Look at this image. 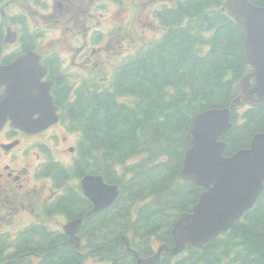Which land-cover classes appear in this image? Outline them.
Returning a JSON list of instances; mask_svg holds the SVG:
<instances>
[{"label":"trees","instance_id":"obj_1","mask_svg":"<svg viewBox=\"0 0 264 264\" xmlns=\"http://www.w3.org/2000/svg\"><path fill=\"white\" fill-rule=\"evenodd\" d=\"M32 1L0 0V5L26 7ZM226 1L175 0L171 7L164 6L154 13L161 26L159 31L156 25L155 29L163 31L144 41L135 58L114 69V92L100 88L80 91L82 111L80 124L75 126H80L92 143L90 162L103 153L105 163L91 173H101L120 189L115 207L92 219L86 217V230L92 232L84 231L85 236L101 243L102 251L109 250L107 256L136 261L121 250L119 242L114 243L115 248L105 245L108 239L122 240L124 235L118 232L128 231L133 246L145 258L154 251L149 241L169 245L170 251L163 254L159 264H264V189L251 211L202 249L189 246L178 255L171 252L177 213L188 212L204 191L180 178L190 148L189 126L201 112L229 107L238 95L239 80L249 71L243 47L245 31L222 10ZM250 1L264 7V0ZM20 22L22 19L15 20ZM124 39L126 36L105 42L103 52L107 54ZM29 46L37 47V39H30ZM85 111L90 115L83 125ZM232 122L233 128L222 138L229 145L227 156L248 147L253 135L262 131L264 106L233 111ZM78 204L90 207L82 199ZM79 212L86 216L87 212ZM122 213L125 216L119 218ZM95 218L100 220V227H113L108 238L105 232L101 238L96 235L91 224ZM54 241L68 244L61 236H55ZM70 250L86 259L66 261L58 251L49 252V257L56 259L55 264H85L87 259H95L85 245L80 249L88 251L85 255L72 246Z\"/></svg>","mask_w":264,"mask_h":264},{"label":"flooded vegetation","instance_id":"obj_2","mask_svg":"<svg viewBox=\"0 0 264 264\" xmlns=\"http://www.w3.org/2000/svg\"><path fill=\"white\" fill-rule=\"evenodd\" d=\"M82 1L83 7L76 11ZM3 5H0L1 27L15 26L19 39L14 44L3 45L2 65H11L30 52V39H48V34L44 36L39 30H45L52 24L66 30L63 36H59L67 39L66 42L98 39L99 15L93 0H33L26 7L15 8ZM100 17L104 14L101 13ZM15 18H21L22 22L15 23ZM64 24L71 27L65 28ZM90 45L84 42L71 51H48L42 55L41 63L47 68L43 81L53 82V94L58 91L57 99H54L60 117L57 124L47 130L28 132L14 127L10 120L4 124L0 120V264H17L15 258L20 256L19 260L29 257L28 264L47 263L50 236L65 234L69 221L82 219V231L89 235L92 232L86 230V216L92 219L98 214H91L92 206L89 209L81 207L77 197L84 183L82 178H92L96 172L93 174L91 171L96 165L90 162L87 143H83L85 157L78 160L83 135L75 126L69 128L70 120L63 116L64 113L69 119L78 116L76 91L81 86L80 77L96 76V69L104 58L95 42ZM40 46L51 50L43 44ZM6 92V86L0 81V98ZM71 138L75 139L74 144ZM81 210L87 212L86 216L79 212ZM67 237V242L75 245ZM116 242L109 241L110 246L115 248ZM53 246L55 248L56 245ZM44 250L47 255L41 259L44 256L41 251Z\"/></svg>","mask_w":264,"mask_h":264},{"label":"water","instance_id":"obj_3","mask_svg":"<svg viewBox=\"0 0 264 264\" xmlns=\"http://www.w3.org/2000/svg\"><path fill=\"white\" fill-rule=\"evenodd\" d=\"M223 10L246 32L244 53L253 71L241 80L238 86L241 94L230 107L199 113L189 126L187 139L191 147L186 153L181 177L207 191L201 194L193 212L177 221L173 229L174 252L184 250L188 244L203 247L231 228L235 220L252 208L264 189V133L254 137L250 148L231 157L224 156L227 143L221 140L232 128L231 110L241 108L244 103L264 106V8L249 0H228ZM1 51L2 46L0 56ZM45 73L35 52L9 67L0 66V81L7 86L6 95L0 98L2 124L11 120L14 126L32 132L57 122L50 96L52 83L41 82ZM35 115L40 118L35 120ZM97 179L101 183L96 186L84 181L87 195L97 204L96 212L110 206L117 196L116 188L106 187L100 177ZM105 192L109 193L106 201L103 200ZM69 235L73 236L74 232L70 231ZM165 250L166 246L160 247L158 255L140 260L139 264H155Z\"/></svg>","mask_w":264,"mask_h":264},{"label":"rangeland","instance_id":"obj_4","mask_svg":"<svg viewBox=\"0 0 264 264\" xmlns=\"http://www.w3.org/2000/svg\"><path fill=\"white\" fill-rule=\"evenodd\" d=\"M102 1H109V3L103 5L105 12V16L102 19V24L98 25V28H104L106 30L112 29V27H120L121 24L127 25L128 23L133 24L137 27L138 30L142 31L143 27L141 25L142 22L148 21L153 22L151 19V11L153 8H156L161 2H166L169 4H173L175 0H123L124 4L120 3H114L110 2V0H102ZM135 4V5H133ZM71 16V15H70ZM65 18V16H63ZM37 24H39V21H35ZM65 28H70L71 25L64 24L62 25ZM15 26L9 25L7 27L2 26L3 28V39H1L2 43L0 42V45H4L7 41V44H14L18 42L19 35L17 31L14 29ZM6 29V31H5ZM66 30L64 28H60V26L56 24H52L47 27L45 30H39V33H48V39H42L41 43L49 47L51 49H57L60 52H66L74 50L75 48H78L79 46L84 45V42L88 43V39H80V42H77V39H74L72 43L66 42L67 39H61L59 36H63V32ZM144 34L147 36L150 35L149 31H146ZM136 33L133 30H131L130 37L132 38L135 36ZM55 38V39H53ZM77 43H76V42ZM132 40L127 42L124 47H121V49L113 54L109 55V57L113 58V61L111 64H109L105 70H103L104 74H108L113 67L126 52L130 51L133 47L131 45ZM246 110V109H244ZM71 143L74 144L75 139L71 138ZM67 160L70 159V157L66 158ZM59 222H62L61 220ZM62 225L58 226L62 227ZM99 264H102L101 262L97 261Z\"/></svg>","mask_w":264,"mask_h":264},{"label":"bare ground","instance_id":"obj_5","mask_svg":"<svg viewBox=\"0 0 264 264\" xmlns=\"http://www.w3.org/2000/svg\"><path fill=\"white\" fill-rule=\"evenodd\" d=\"M19 104H21V102L19 101L18 102ZM34 119L35 120H37V118L34 116ZM8 121V120H7ZM11 121V120H10ZM12 122V121H11ZM12 125H13V122H12ZM14 126V125H13ZM64 173H66V172H64ZM82 180L83 181H85L86 183H88V184H90V185H92V186H96L97 184H100L101 183V181L100 180H98L97 179V177H93V178H82ZM113 187H115V188H119L118 187V185H112ZM119 196H117V198H118ZM111 207L110 206H107V207H104L102 210H101V213L100 214H102V213H104V211H107V210H109ZM91 214H97L96 213V211H95V209L93 208V210L91 211ZM86 217H89V216H86ZM78 221L79 222H81V224H82V219H78ZM74 223H73V221H69L67 224H66V227H68V228H70V229H73V228H75V229H77V230H83V226L84 225H81V224H79V225H76L77 227H74V225H73ZM65 227V226H64ZM122 239L125 241V242H132V240H131V237H128V236H123L122 237ZM69 241L72 243V242H74V241H80V244H81V247L82 246H86V242H85V240H84V238H83V240H81V237L80 236H76V237H73V236H71V235H69ZM72 247H74V246H72ZM76 250H78L79 251V254L80 255H85V254H87V252L89 251L90 252V250L88 249V251H85V252H82V251H80V249L81 248H77V247H74ZM134 257H135V259H136V261H140V260H149V259H153V257H143V256H138V255H136V254H132ZM89 260L90 261H94V260H96V261H98V260H100V259H91V258H89ZM86 264V263H85Z\"/></svg>","mask_w":264,"mask_h":264}]
</instances>
